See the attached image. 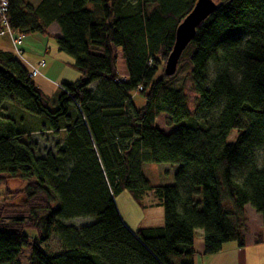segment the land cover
Wrapping results in <instances>:
<instances>
[{
	"label": "trees",
	"instance_id": "1",
	"mask_svg": "<svg viewBox=\"0 0 264 264\" xmlns=\"http://www.w3.org/2000/svg\"><path fill=\"white\" fill-rule=\"evenodd\" d=\"M213 1L177 65L194 94L189 106L184 83L163 69L196 0H5L16 37L57 25V49L79 78L58 85L50 110L28 67L0 50V110L14 101L42 120L27 130L0 117V176L26 183L0 201V264H21L28 246L27 264H193L196 230L204 255L245 246L246 207L264 232V0ZM161 115L170 133L155 125ZM46 131L61 142L36 156L30 134ZM145 164L177 165L173 183L149 185ZM125 190L134 199L152 193L163 224L127 229L113 201ZM76 218L92 222L64 225ZM53 235L58 253L42 246Z\"/></svg>",
	"mask_w": 264,
	"mask_h": 264
},
{
	"label": "rangeland",
	"instance_id": "2",
	"mask_svg": "<svg viewBox=\"0 0 264 264\" xmlns=\"http://www.w3.org/2000/svg\"><path fill=\"white\" fill-rule=\"evenodd\" d=\"M29 1L35 3L37 0ZM26 37L27 39H25V41L21 40V43L23 42V44L20 45V48L23 49L24 44H27V47L37 46L40 51H35L33 57H30L29 55L30 58L26 52H22V58L34 66H37V60L35 59H38V61H45V69H40V72L43 73L42 77H34L33 81L36 84H39L38 86L41 85L43 87L44 93L50 99L49 109L54 110V98L58 93V85L75 82L79 78V73L72 67V58L67 54L58 51L54 37L48 35L42 36L38 34L28 35ZM33 38H35L36 41L43 40V44L45 41H47V47L50 49V51L47 50L46 53H44V51L41 49V44L38 45L37 42L35 44L32 42ZM22 64L27 68L24 63ZM117 68L120 75H123V67L120 60L117 61ZM174 75L175 79L173 81V85L184 83L185 94L189 106H192L194 94L191 92L190 84L185 78V69H178L177 66ZM133 103L136 107H139L143 104V99L141 96L135 93L133 94ZM6 116L12 118L14 121L22 120V122L25 124V129L27 130L39 129L42 123L40 118H33V116L29 115L23 110H19L18 105L14 101H9L2 105L0 117ZM155 125L166 134L170 133L172 130L171 127L166 126L164 115L156 118ZM236 135L237 132L232 131L227 137L226 143L234 142ZM29 138L34 146L36 156H44L49 151L53 152L54 146L61 142L62 135L61 133L59 135H55L46 131L42 133H31ZM177 167V165L170 164H145L142 168V174L145 181H147L149 185H169L173 183V175ZM0 177L5 178L3 175ZM25 185L26 183L18 177L3 179L0 182V201H2L4 194L7 191L20 192L22 189H24ZM113 201L119 218L121 219L124 226L130 231H136L142 227L161 226L163 224V207L160 205V201L154 195H152V193H146L140 199H134L133 195L129 193V191L125 190L116 194L113 198ZM245 216L246 223L243 230V236L246 240V245L240 249H238L239 247H237L235 242H228L222 246V250L219 253L213 255H204L202 231L196 230L193 238V249L194 252L199 256L198 262L201 264H225V252H228L229 250H240L239 253L241 255L246 256L248 260H254L253 263L247 261V264H264V241L257 244L251 242L255 240L257 235H259V219L257 215L249 208H246ZM90 222H92V219L90 218H76L64 222V225L77 229L83 225H88ZM199 233H201L200 236ZM27 234L34 235L35 232L28 231ZM42 246L49 253L60 252L59 240L55 235H53L47 242L43 243ZM30 250L31 246H28L22 250L21 254L19 255L21 264H27Z\"/></svg>",
	"mask_w": 264,
	"mask_h": 264
},
{
	"label": "water",
	"instance_id": "3",
	"mask_svg": "<svg viewBox=\"0 0 264 264\" xmlns=\"http://www.w3.org/2000/svg\"><path fill=\"white\" fill-rule=\"evenodd\" d=\"M216 9L213 0H196L191 11L182 19L176 27L174 44L169 53L163 74L171 77L175 74L179 58L195 35L197 27L205 21Z\"/></svg>",
	"mask_w": 264,
	"mask_h": 264
},
{
	"label": "crops",
	"instance_id": "4",
	"mask_svg": "<svg viewBox=\"0 0 264 264\" xmlns=\"http://www.w3.org/2000/svg\"><path fill=\"white\" fill-rule=\"evenodd\" d=\"M47 35L48 36H52V37H54L55 39L57 38V37H59L60 36V30H59V28L57 27V25H55V24H52V25H50L49 27H48V29H47ZM42 36H46V35H42ZM25 39H27V37L26 36H24V37H22L21 38V40H23V41H25ZM43 40H35V38H33V43L35 44L36 42H37V44L38 45H42V47H41V49H42V51H44V53H46V51L48 50V51H50V49L47 47V41H45V43L43 44V42H42ZM21 44H23V42L21 43ZM35 46V45H34ZM36 47L37 46H35V47H27V44H24V47H23V49H21V51L22 52H26L27 53V55H28V57H29V55H30V57L32 56L33 57V55L35 54L34 52L35 51H40V49L37 47V49H36ZM0 50L1 51H4V52H8V53H13V48H12V46H11V43H10V39H9V37L7 36V35H2V36H0ZM29 57V58H30ZM36 58H38V57H36ZM35 60H37V64L39 63V62H41V61H43V60H40V61H38V59H35ZM120 60V59H119ZM121 61V60H120ZM44 62V67H42V68H40V69H45V67H46V63H45V61H43ZM29 63V62H28ZM29 64H31V63H29ZM121 64H122V67H123V63H122V61H121ZM32 65V64H31ZM34 66V65H33ZM40 69H39V72H40ZM124 69V68H123ZM45 71V70H44ZM42 72H43V70H42ZM48 72V71H47ZM42 74L43 73H41L40 72V76L42 77ZM123 75H124V70H123ZM123 75H121V76H123ZM44 79V78H43ZM37 86L39 85V84H36ZM43 92H44V89H43V87L40 85V86H38ZM45 94V93H44ZM46 95V94H45ZM247 208V207H246ZM251 210V209H250ZM252 211V210H251ZM253 212V211H252ZM257 217H258V221H259V229H260V232H259V234H261V237H262V239H261V242H263L264 241V232H262L261 231V218H260V216L259 215H257ZM195 234V233H194ZM201 235V233H199V236ZM251 242H253V241H251ZM254 244H256V243H254ZM246 245V244H245ZM238 249H240V248H238ZM240 250H229L228 252H225V264H247V261L248 262H250V263H253L254 262V260H248V258L246 257V256H243V255H241L240 253ZM229 253V254H228ZM234 256V257H233ZM198 255L195 253L194 255H193V257H192V262H193V264H201L200 262H198ZM254 259V258H253Z\"/></svg>",
	"mask_w": 264,
	"mask_h": 264
},
{
	"label": "built area",
	"instance_id": "5",
	"mask_svg": "<svg viewBox=\"0 0 264 264\" xmlns=\"http://www.w3.org/2000/svg\"><path fill=\"white\" fill-rule=\"evenodd\" d=\"M5 11H6V2H5V0H0V23L2 26V28L0 30V36L7 35L9 37V39L11 40L12 46H13L14 54L18 58H20V60L28 67L29 76L32 78L40 76L39 69L44 67V62L41 61L37 64V66H33L22 58V53L20 51L21 37H16L11 32V30L7 24V20L5 18V15H4Z\"/></svg>",
	"mask_w": 264,
	"mask_h": 264
}]
</instances>
